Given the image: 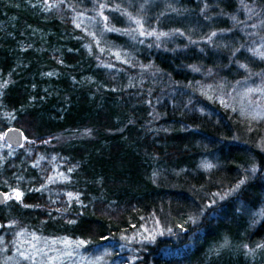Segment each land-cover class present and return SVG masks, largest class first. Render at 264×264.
I'll use <instances>...</instances> for the list:
<instances>
[{"label":"trees","instance_id":"obj_1","mask_svg":"<svg viewBox=\"0 0 264 264\" xmlns=\"http://www.w3.org/2000/svg\"><path fill=\"white\" fill-rule=\"evenodd\" d=\"M262 8L0 0V134L26 140L0 150V191L23 194L0 206V256L26 233L98 264H264V117L248 142L223 93L264 71Z\"/></svg>","mask_w":264,"mask_h":264},{"label":"rangeland","instance_id":"obj_2","mask_svg":"<svg viewBox=\"0 0 264 264\" xmlns=\"http://www.w3.org/2000/svg\"><path fill=\"white\" fill-rule=\"evenodd\" d=\"M264 8H262V12ZM258 25L264 31V19L258 21ZM139 30V28H138ZM264 38V36H263ZM256 52L260 58L264 59V42H261L256 47ZM257 85L253 86L251 83L243 82L242 84H235V88H224L223 93L226 94L228 100L235 104L239 109L240 115L244 118L245 123L241 126V133L245 140L250 142L257 137H252L253 126L255 121L260 117H264V71L258 75ZM10 128V127H8ZM7 129V128H6ZM256 133L257 130L255 129ZM4 132V130H3ZM87 133L82 137H86ZM24 136V134H23ZM64 138H50L47 143L54 145L56 142L66 140ZM25 140V137L23 138ZM29 145L38 146L32 141L27 142ZM8 145L3 141V134H0V150ZM23 144V143H22ZM20 147V146H19ZM15 192L11 191L7 197L9 200H16ZM6 197V198H7ZM153 229L148 228L144 230V238L151 239L155 233ZM0 236V242L2 241ZM83 242H70L64 239L50 240L38 238L32 234L20 233L16 240L12 252L8 256H0V264H98L104 263V256L107 252L101 250L96 254L86 253L82 250ZM3 249H1V252Z\"/></svg>","mask_w":264,"mask_h":264},{"label":"water","instance_id":"obj_3","mask_svg":"<svg viewBox=\"0 0 264 264\" xmlns=\"http://www.w3.org/2000/svg\"><path fill=\"white\" fill-rule=\"evenodd\" d=\"M23 138V132L16 127L7 128L3 132V141L11 148H18L21 146L23 143ZM5 200V194L0 191V206L5 203Z\"/></svg>","mask_w":264,"mask_h":264},{"label":"snow or ice","instance_id":"obj_4","mask_svg":"<svg viewBox=\"0 0 264 264\" xmlns=\"http://www.w3.org/2000/svg\"><path fill=\"white\" fill-rule=\"evenodd\" d=\"M107 5L105 4V5H101V7H106ZM102 14V13H101ZM106 19V18H105ZM136 23L137 24H140V21H136ZM80 25L79 24H77V27H79ZM141 27H142V25H141ZM109 30H114V31H119V30H117V29H109ZM141 34H144L143 32L141 33ZM148 35H153L154 33H151V32H149V33H147ZM161 35H166L165 33H161ZM213 35H215V33H213ZM49 75H51V73H49ZM0 87H2V85H0ZM206 167H211V165H206ZM249 171H251V172H255L256 171V168L255 167H253L252 169H250ZM246 179L247 178H245V179H241L240 181H239V183L233 188V189H231L228 193H225V195H229V194H231V192H234V191H236L239 187H240V185H243L245 182H246ZM23 194L21 193V192H19V191H16L15 192V198L17 199V200H20L21 199V196H22ZM69 195H71V194H69ZM212 203H215V201H213ZM210 206V205H209ZM203 209L201 210V215L203 214ZM198 219H199V216H193V217H189V220L191 221V223L193 224V225H196L197 224V222H198ZM228 245V241H227V239L225 240V242H224V244L223 245H221V247H226ZM257 247H264V245H257Z\"/></svg>","mask_w":264,"mask_h":264}]
</instances>
